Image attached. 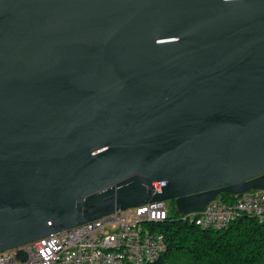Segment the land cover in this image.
<instances>
[{
  "label": "water",
  "instance_id": "95a60500",
  "mask_svg": "<svg viewBox=\"0 0 264 264\" xmlns=\"http://www.w3.org/2000/svg\"><path fill=\"white\" fill-rule=\"evenodd\" d=\"M261 189L264 0H0V252Z\"/></svg>",
  "mask_w": 264,
  "mask_h": 264
},
{
  "label": "built area",
  "instance_id": "2783aa9c",
  "mask_svg": "<svg viewBox=\"0 0 264 264\" xmlns=\"http://www.w3.org/2000/svg\"><path fill=\"white\" fill-rule=\"evenodd\" d=\"M247 213L264 220V189L251 190L229 201L220 197L184 217L201 227L222 228ZM168 215L165 201L146 203L51 233L0 252V264H145L164 249L156 225ZM25 253V260L17 252Z\"/></svg>",
  "mask_w": 264,
  "mask_h": 264
},
{
  "label": "trees",
  "instance_id": "16d2710c",
  "mask_svg": "<svg viewBox=\"0 0 264 264\" xmlns=\"http://www.w3.org/2000/svg\"><path fill=\"white\" fill-rule=\"evenodd\" d=\"M219 197L229 201L231 195ZM156 228L163 234L164 249L145 264H264V220L252 214L213 228L201 227L172 208Z\"/></svg>",
  "mask_w": 264,
  "mask_h": 264
},
{
  "label": "rangeland",
  "instance_id": "374dc122",
  "mask_svg": "<svg viewBox=\"0 0 264 264\" xmlns=\"http://www.w3.org/2000/svg\"><path fill=\"white\" fill-rule=\"evenodd\" d=\"M166 202V205L168 207V209H172V208H175L176 209V203L174 200H168V201H165Z\"/></svg>",
  "mask_w": 264,
  "mask_h": 264
}]
</instances>
